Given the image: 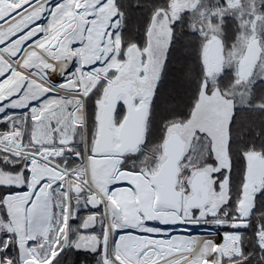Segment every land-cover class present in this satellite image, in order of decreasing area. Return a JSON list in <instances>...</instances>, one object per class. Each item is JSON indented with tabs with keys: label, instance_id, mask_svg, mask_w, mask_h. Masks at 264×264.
<instances>
[{
	"label": "snow or ice",
	"instance_id": "snow-or-ice-1",
	"mask_svg": "<svg viewBox=\"0 0 264 264\" xmlns=\"http://www.w3.org/2000/svg\"><path fill=\"white\" fill-rule=\"evenodd\" d=\"M137 4L0 0V264H264V0Z\"/></svg>",
	"mask_w": 264,
	"mask_h": 264
},
{
	"label": "trees",
	"instance_id": "trees-1",
	"mask_svg": "<svg viewBox=\"0 0 264 264\" xmlns=\"http://www.w3.org/2000/svg\"><path fill=\"white\" fill-rule=\"evenodd\" d=\"M143 2H150V0H143ZM126 3L132 6L131 28H132V31L135 32L143 24L144 14L139 11H136V9L139 7V5L137 4V0H126ZM184 55L187 56L188 53L185 52ZM188 63L191 64L192 62L188 61ZM174 68H175L174 76L178 77L180 72L183 70V64L174 65ZM178 88L180 91L179 93L172 95V92H174V90H170L169 95L166 97V99H167V102L170 105H172V107L179 109V110H184V106L187 101V96L184 93L183 89L180 88L179 86H177L175 90H178ZM245 120L252 122V131L256 134L254 138L258 141L259 133H260L259 115L258 114H248L245 117ZM203 231L204 230L201 229V232ZM197 234H200V233H197ZM217 239H219V237H217ZM71 254H72L71 258H65V264H79V262L85 258L83 253L72 252Z\"/></svg>",
	"mask_w": 264,
	"mask_h": 264
},
{
	"label": "rangeland",
	"instance_id": "rangeland-1",
	"mask_svg": "<svg viewBox=\"0 0 264 264\" xmlns=\"http://www.w3.org/2000/svg\"><path fill=\"white\" fill-rule=\"evenodd\" d=\"M180 91H179V88H178V90H174V92H172V95H175V94H177V93H179ZM71 255L72 254H70L69 256H66L65 258H71Z\"/></svg>",
	"mask_w": 264,
	"mask_h": 264
}]
</instances>
